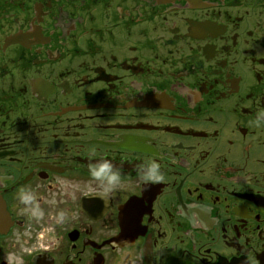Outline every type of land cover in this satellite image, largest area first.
<instances>
[{
    "label": "flooded vegetation",
    "instance_id": "flooded-vegetation-1",
    "mask_svg": "<svg viewBox=\"0 0 264 264\" xmlns=\"http://www.w3.org/2000/svg\"><path fill=\"white\" fill-rule=\"evenodd\" d=\"M0 264H264V0H0Z\"/></svg>",
    "mask_w": 264,
    "mask_h": 264
}]
</instances>
